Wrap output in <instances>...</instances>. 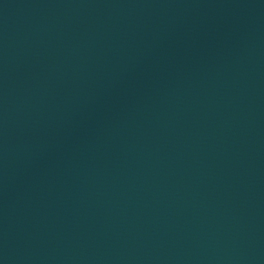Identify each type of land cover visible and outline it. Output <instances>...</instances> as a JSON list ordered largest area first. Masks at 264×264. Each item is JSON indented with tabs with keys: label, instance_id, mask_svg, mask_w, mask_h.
Listing matches in <instances>:
<instances>
[{
	"label": "water",
	"instance_id": "water-1",
	"mask_svg": "<svg viewBox=\"0 0 264 264\" xmlns=\"http://www.w3.org/2000/svg\"><path fill=\"white\" fill-rule=\"evenodd\" d=\"M0 264H264V0H0Z\"/></svg>",
	"mask_w": 264,
	"mask_h": 264
}]
</instances>
